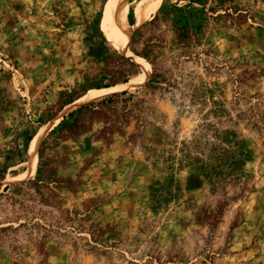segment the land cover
<instances>
[{
  "label": "rangeland",
  "instance_id": "374dc122",
  "mask_svg": "<svg viewBox=\"0 0 264 264\" xmlns=\"http://www.w3.org/2000/svg\"><path fill=\"white\" fill-rule=\"evenodd\" d=\"M108 1L0 0V264H264V0Z\"/></svg>",
  "mask_w": 264,
  "mask_h": 264
},
{
  "label": "bare ground",
  "instance_id": "6f19581e",
  "mask_svg": "<svg viewBox=\"0 0 264 264\" xmlns=\"http://www.w3.org/2000/svg\"><path fill=\"white\" fill-rule=\"evenodd\" d=\"M127 1L128 0H109L106 8V15L102 25V33L109 32L111 39L114 44L121 46V43L127 38L129 31L124 24L123 18L125 17L127 11ZM158 0H148L146 4V9H151L155 7ZM38 145L37 140L34 138L31 141V153L33 154V161L36 157V146ZM33 166V163H32ZM34 173V169L31 170V174Z\"/></svg>",
  "mask_w": 264,
  "mask_h": 264
},
{
  "label": "trees",
  "instance_id": "16d2710c",
  "mask_svg": "<svg viewBox=\"0 0 264 264\" xmlns=\"http://www.w3.org/2000/svg\"><path fill=\"white\" fill-rule=\"evenodd\" d=\"M129 22H130V23H133L132 20H130ZM144 57H145V56H144ZM124 82H127V80H125ZM104 87H108V86H107V85H104ZM126 93H127L126 90H122V91H121V94H126ZM115 95H116V94L114 93L113 95H111V96H109V97H107V98L102 99L101 102H104L106 99L111 98V97H113V96H115ZM72 114H73V113L71 112L70 115H72ZM30 139H31V137L28 136V137H27V141L30 140ZM6 188H7V185L4 187V189H6Z\"/></svg>",
  "mask_w": 264,
  "mask_h": 264
}]
</instances>
